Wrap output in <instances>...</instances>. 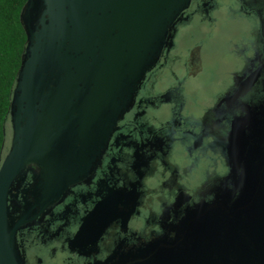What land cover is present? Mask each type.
Returning <instances> with one entry per match:
<instances>
[{
    "label": "flooded vegetation",
    "instance_id": "obj_1",
    "mask_svg": "<svg viewBox=\"0 0 264 264\" xmlns=\"http://www.w3.org/2000/svg\"><path fill=\"white\" fill-rule=\"evenodd\" d=\"M27 2L13 91L29 62L35 112L61 118L48 175L9 188L8 264H264V0H186L166 26L164 0ZM5 134L1 162L10 112Z\"/></svg>",
    "mask_w": 264,
    "mask_h": 264
},
{
    "label": "water",
    "instance_id": "obj_2",
    "mask_svg": "<svg viewBox=\"0 0 264 264\" xmlns=\"http://www.w3.org/2000/svg\"><path fill=\"white\" fill-rule=\"evenodd\" d=\"M51 1V9L57 8L56 12H51V14H63L60 6L61 0ZM185 1L186 0H164V13L160 14L159 19L161 20L163 18L165 26ZM30 8L31 0H28L25 12L27 13ZM153 18L154 24H157V18ZM151 19L152 17L149 18L148 37L142 39V47L145 53H136L141 47V43H138V49L134 48L132 53L125 55L134 73L143 71V68L148 65L158 48V39L153 35L157 27L152 26ZM25 30L26 33L29 32L27 25ZM138 41L140 42V40ZM92 65L93 64H88L87 66L92 67ZM31 73L32 68L29 62L26 63L19 72V78L22 77V79L17 82L13 91L9 111L13 133L11 146L8 154L0 163V264L11 263L15 253V228L11 226L8 205V194L12 181L29 163H37L40 165L43 175H48L49 167L47 161L49 159L48 153L52 147L51 138L54 135V130L52 128L53 123L60 128L61 117L58 118L56 115L51 116L45 113V103H41V113L35 112L36 107L34 106V102L29 98L31 95L42 93L43 88L33 80ZM69 112L70 117L72 110ZM71 181L72 179L64 183L44 182L45 197L50 196L51 199L57 198L65 186L71 183Z\"/></svg>",
    "mask_w": 264,
    "mask_h": 264
},
{
    "label": "trees",
    "instance_id": "obj_3",
    "mask_svg": "<svg viewBox=\"0 0 264 264\" xmlns=\"http://www.w3.org/2000/svg\"><path fill=\"white\" fill-rule=\"evenodd\" d=\"M25 1L0 0V162L12 92L25 43V33L19 18Z\"/></svg>",
    "mask_w": 264,
    "mask_h": 264
}]
</instances>
